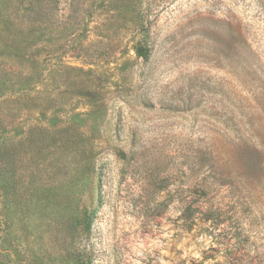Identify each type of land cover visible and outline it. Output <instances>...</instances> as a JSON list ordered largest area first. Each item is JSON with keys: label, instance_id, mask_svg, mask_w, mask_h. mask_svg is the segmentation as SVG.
Segmentation results:
<instances>
[{"label": "rangeland", "instance_id": "obj_1", "mask_svg": "<svg viewBox=\"0 0 264 264\" xmlns=\"http://www.w3.org/2000/svg\"><path fill=\"white\" fill-rule=\"evenodd\" d=\"M0 264H264V0H0Z\"/></svg>", "mask_w": 264, "mask_h": 264}, {"label": "trees", "instance_id": "obj_2", "mask_svg": "<svg viewBox=\"0 0 264 264\" xmlns=\"http://www.w3.org/2000/svg\"><path fill=\"white\" fill-rule=\"evenodd\" d=\"M135 52L138 56L142 57L144 60L148 57V51L142 47H137Z\"/></svg>", "mask_w": 264, "mask_h": 264}]
</instances>
